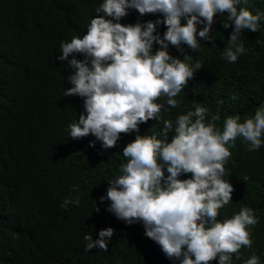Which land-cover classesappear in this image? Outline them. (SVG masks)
I'll list each match as a JSON object with an SVG mask.
<instances>
[{
	"label": "trees",
	"instance_id": "obj_1",
	"mask_svg": "<svg viewBox=\"0 0 264 264\" xmlns=\"http://www.w3.org/2000/svg\"><path fill=\"white\" fill-rule=\"evenodd\" d=\"M103 2L0 0V264H180L145 235L142 222L128 225L107 210L110 200L99 199L106 197L108 180L118 176L120 165L127 162L124 147L137 134H161L163 120L175 122L179 114L193 108V100L209 109L208 119L220 114L216 126L221 130L227 116L239 115L243 122L264 103V0H241L238 10L259 12L261 20L259 31L242 33L247 51L235 63L222 58L233 29L223 27L227 14L217 13L211 33L215 44L198 37L200 48L195 51L182 44L183 53L169 44L173 57L191 55L189 64L200 60L203 65L176 97L178 108L164 111L167 98L160 97L162 119L140 124L139 133H122L112 148L105 149L92 134L71 138L69 124L87 113L84 98L63 94L72 87L69 61L85 56L73 53L61 61L60 45L74 36L82 38L91 19L104 15L95 11ZM162 18L161 13L141 16L129 9L119 22L127 25ZM204 26L199 24L198 31ZM166 30L164 24L157 26L161 37ZM159 47L154 43L153 53ZM229 147L232 155L223 178L234 191L218 219L251 207L258 218L256 225L248 226L252 247H242L240 258L234 254L232 264H245L253 253L264 264V142L250 152L238 137L235 147ZM77 192L80 205L61 208L63 200ZM108 227L114 234L107 251L98 247L85 251L84 236L92 234L97 239L99 231ZM210 264H219V257Z\"/></svg>",
	"mask_w": 264,
	"mask_h": 264
},
{
	"label": "clouds",
	"instance_id": "obj_2",
	"mask_svg": "<svg viewBox=\"0 0 264 264\" xmlns=\"http://www.w3.org/2000/svg\"><path fill=\"white\" fill-rule=\"evenodd\" d=\"M240 3L241 0H104L95 10L104 15L91 19L86 34L60 45L61 61L73 53L85 56L83 60L73 57L69 61L73 71L68 80L72 87H67L63 95L84 98L87 113L69 124L70 137L80 139L92 134L105 149L112 148L122 133H139L140 124L162 119L164 105L157 102L160 97L167 98L168 108L164 111L178 108L180 101L176 97L203 65L200 60L189 64L191 55L185 54L184 59L173 57L169 44L181 53L182 44L197 51L200 39L215 44L211 35L214 18L217 13H226L223 27L233 30L222 58L235 63L247 51L242 33L259 31L261 20L259 12L253 14L244 7L238 10ZM129 9L137 10L141 16L161 13L163 18L120 23ZM160 24L167 28L163 37L157 33ZM199 24L205 26L198 31ZM154 43L160 47L153 53ZM192 104L193 108L179 114L175 122L163 120L161 134H137L124 147L127 162L120 165L118 176L108 180L106 197L99 199L110 200L107 210L128 225L142 222L145 235L180 264H210L217 256L219 264H232L234 254L240 258L242 247H252L248 226L256 225L258 218L251 207L245 206L231 217L218 219L220 209L229 204L234 191L223 178L225 164L232 155L229 146L235 147L238 137L247 143L250 152L261 147L264 103L243 122L239 115L227 116L222 130L216 126L221 119L218 112L208 119L207 107L195 100ZM170 133L174 134L169 142ZM189 173L190 178H179ZM69 205H80L78 192L65 198L61 208L66 210ZM95 210L100 211L97 206ZM113 234L111 227L101 229L97 239L86 234L85 251L94 247L107 251ZM245 264H259V257L253 253Z\"/></svg>",
	"mask_w": 264,
	"mask_h": 264
}]
</instances>
